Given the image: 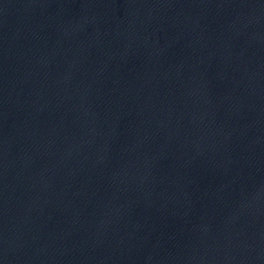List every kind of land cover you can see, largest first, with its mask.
Here are the masks:
<instances>
[{"label": "water", "instance_id": "water-1", "mask_svg": "<svg viewBox=\"0 0 264 264\" xmlns=\"http://www.w3.org/2000/svg\"><path fill=\"white\" fill-rule=\"evenodd\" d=\"M0 264H264V0H0Z\"/></svg>", "mask_w": 264, "mask_h": 264}]
</instances>
